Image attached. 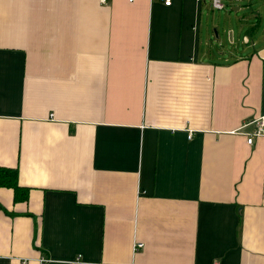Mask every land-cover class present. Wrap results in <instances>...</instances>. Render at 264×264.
<instances>
[{"label":"crops","instance_id":"0c3cea01","mask_svg":"<svg viewBox=\"0 0 264 264\" xmlns=\"http://www.w3.org/2000/svg\"><path fill=\"white\" fill-rule=\"evenodd\" d=\"M225 8L0 0V264H264V0Z\"/></svg>","mask_w":264,"mask_h":264},{"label":"built area","instance_id":"2783aa9c","mask_svg":"<svg viewBox=\"0 0 264 264\" xmlns=\"http://www.w3.org/2000/svg\"><path fill=\"white\" fill-rule=\"evenodd\" d=\"M107 0H100V2L105 3ZM165 4H170L171 0H163ZM228 0H210L211 5L216 9H222L227 4ZM234 1H242V0H234ZM256 124V130L247 136L246 141L251 143L253 138L258 135L264 134V116L257 117L253 119ZM191 134H188L190 136ZM144 243L142 241H135L133 243V249L136 251L138 248L143 247ZM47 261V258H40V264H44Z\"/></svg>","mask_w":264,"mask_h":264},{"label":"trees","instance_id":"16d2710c","mask_svg":"<svg viewBox=\"0 0 264 264\" xmlns=\"http://www.w3.org/2000/svg\"><path fill=\"white\" fill-rule=\"evenodd\" d=\"M0 185L12 187L15 191L16 198L26 195V189L21 192L22 189L18 185L16 168L0 166Z\"/></svg>","mask_w":264,"mask_h":264},{"label":"rangeland","instance_id":"374dc122","mask_svg":"<svg viewBox=\"0 0 264 264\" xmlns=\"http://www.w3.org/2000/svg\"><path fill=\"white\" fill-rule=\"evenodd\" d=\"M241 3V2H240ZM243 4V3H242ZM228 9V8H227ZM230 9V11H231V8H229ZM216 11H218V12H220V11H222V12H225L226 11V8L225 9H220V10H216ZM243 13V11H240L239 12V14H242ZM212 31H213V29H212ZM212 37H213V40L215 41V43H216V46H217V50L219 49V50H221V52L222 53H224L225 51H224V47H225V43L224 44H222V43H220L219 42V40L217 39V37H215V35L213 34L212 35ZM228 38H230V35H228ZM244 44H240L239 45V47L241 48L242 46H243ZM223 55V54H222Z\"/></svg>","mask_w":264,"mask_h":264}]
</instances>
